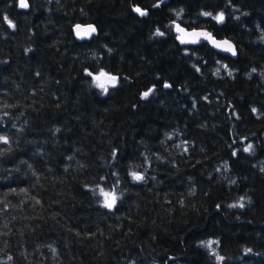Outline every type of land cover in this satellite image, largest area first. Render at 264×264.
<instances>
[{
    "label": "trees",
    "instance_id": "1",
    "mask_svg": "<svg viewBox=\"0 0 264 264\" xmlns=\"http://www.w3.org/2000/svg\"><path fill=\"white\" fill-rule=\"evenodd\" d=\"M28 3L0 0V264H217L207 240L220 264H264V0ZM181 6L178 23L236 58L180 44L166 25ZM221 10L220 25L200 15ZM77 23L97 32L77 41ZM218 60L233 77L213 76ZM85 69L119 84L101 96ZM96 185L123 191L113 209Z\"/></svg>",
    "mask_w": 264,
    "mask_h": 264
},
{
    "label": "snow or ice",
    "instance_id": "2",
    "mask_svg": "<svg viewBox=\"0 0 264 264\" xmlns=\"http://www.w3.org/2000/svg\"><path fill=\"white\" fill-rule=\"evenodd\" d=\"M162 3H164V2H162ZM159 6H160V4L157 5V7H159ZM18 7L20 9H28L29 8L28 0H18ZM133 11H135L139 16L147 15V12L145 11V9H143V8H141L139 6L135 7L133 9ZM202 15H207V14L204 13ZM245 15H247V14L245 13ZM215 18L218 21L222 22L224 20V15H223V13H220ZM237 19H239V17H237ZM5 21L8 22L9 28L15 29L16 25L12 24V19H9L8 15H4L3 16V22H5ZM169 27L173 28V29H175L177 31V33H178L177 38L180 39L181 44H193V43H196V42L201 41V40H208L209 42L214 43V46L217 45V44L231 45V42L228 39H225L224 41H216V38L211 33H208L206 30H203V29L199 30V32H202L204 34L203 35H197L195 41L181 39V34L187 32L188 30L186 28L182 27L181 23H178L177 21H172L171 25ZM86 28H90L92 31H95V27L92 26V25H87L86 27H82L81 25L78 24V25L75 26L76 32H78V30L86 29ZM90 34H91V32H89V35ZM156 34L157 35H163V33L159 32V29H157V33ZM228 50H229V48L222 49V51H228ZM25 51H29V49H25ZM231 51L234 54H236V49H235L234 46L231 47ZM196 70L198 72L200 71L199 68H196ZM217 71H219V68L217 69ZM253 72H255V69L253 70ZM101 74H103L105 76L110 75L109 73H105L103 69H101L98 74H93L92 72H88V75L91 76L94 81H96L97 78ZM250 75H251V73H249V76ZM97 86H99V85H97ZM164 87L165 88H170L171 85L169 83L165 82ZM154 90H155L154 86L150 87L147 91H145V92H143L141 94L142 98H147L150 94H152L154 92ZM105 91H108V88H105ZM195 103L196 102L193 101V107H195ZM252 112L253 113H257V109L256 108H252ZM260 115H264V113H260ZM167 135H168L169 138H171V134H167ZM0 142L8 143L9 142L8 137L4 136V135H0ZM178 147H180V145H178ZM187 150H188L187 147H184V151H187ZM254 150H255V146L252 143L246 144V147L243 148V151L247 152V153H252V152H254ZM112 155H113V158L116 157L117 153H116L115 150L113 151ZM235 155H237L236 151L233 152V156H235ZM223 168L225 170H227V168H225L224 164H223ZM145 171H147V169H145ZM217 171H219V169H217ZM130 176H131V178L134 181H137V182L145 180V176L142 173L138 172V171H131L130 172ZM229 183H235V181H229ZM99 192H100V196L101 197H107V195H108V193H106L104 188H102V187H100ZM114 192H115V188H113V193H112L113 202L111 204H109L107 202V200L105 199V202L102 204L103 207H105V208H107L109 210L113 209L114 206L117 204ZM244 201H245V197H240V199L235 204L229 205V207L230 208H234V207L243 208V207H245ZM200 245L202 247L207 248L209 250L210 254L215 256L217 264H220V262H222L224 260V257L220 256L219 253L216 250V247H214V245H216V246L219 245V241L218 240H215V241L214 240L201 241ZM8 259L11 260V257H9Z\"/></svg>",
    "mask_w": 264,
    "mask_h": 264
},
{
    "label": "clouds",
    "instance_id": "3",
    "mask_svg": "<svg viewBox=\"0 0 264 264\" xmlns=\"http://www.w3.org/2000/svg\"><path fill=\"white\" fill-rule=\"evenodd\" d=\"M162 2H165V0H156V3L155 4H153V7L155 8V7H157V5H159V4H161ZM137 6H139V5H133L132 6V10L135 8V7H137ZM140 7V6H139ZM145 11L147 12V10L145 9ZM169 11L175 16V20H172V21H177V20H180L182 17H183V14H184V12H185V8L184 7H179L178 9L177 8H172V9H169ZM133 12H135V11H133ZM136 13V12H135ZM204 13H206L207 15H202V14H204ZM220 13H223V15H224V20L222 21V22H220V21H218L215 17H217V15L218 14H220ZM148 14V13H147ZM200 15H202L203 17H210L212 20H214L218 25H220V24H223L224 23V21H225V18H226V16H225V12L223 11V10H221V11H218L217 13H215V14H213L211 11H201L200 12ZM146 16V15H145ZM141 17H144V16H141ZM10 19V18H9ZM172 21H170L167 25H166V27H169L170 25H171V22ZM5 23L8 25V22L7 21H5ZM12 24H15L14 23V21L12 20ZM89 25H91V24H89ZM92 26H94V25H92ZM8 27H9V25H8ZM95 27V26H94ZM257 27L259 28V25H257ZM157 29H159V32L160 33H163V35H157L156 33H157ZM207 31V30H206ZM89 32H91V34L89 35ZM97 32V29H96V27H95V31H92L90 28H86V29H81V30H78V32H75V35H76V37L78 38V39H81V38H90L93 34H95ZM174 32L176 33V36H175V38H176V40H178L179 42H180V39H178L177 38V35H178V33H177V31L174 29ZM208 33H211L212 34V32H210V31H207ZM204 33H202V32H199V30H197V29H192L191 31H187V32H185V33H182L181 34V39H185V40H193V41H195L196 40V36L197 35H203ZM213 35V34H212ZM214 36V35H213ZM152 37H166V33L164 32V31H161V29L159 28V27H157L155 30H154V32L152 33ZM151 38V37H150ZM260 39L262 40V41H264V32H262L261 33V36H260ZM225 40V39H224ZM224 40H218V39H216V41H224ZM212 47H214V48H216V49H219V50H222V49H224V48H229V50L228 51H225V52H227V53H230L233 57H235L236 56V54H234L232 51H231V47L232 46H234L232 43H231V45H227V44H217V45H215L214 46V43H212V42H209L208 40H206ZM201 41H198V42H196V43H193V44H199ZM181 43V42H180ZM183 45V44H182ZM185 51H187V50H185ZM108 52L109 53H111L112 52V49H108ZM193 55H196L195 53H193ZM96 56H97V53H95V52H93L92 53V57L93 58H96ZM217 64L218 65H220V67H217V68H215L214 70H213V76H216V77H219L220 76V74H221V68H224V70H225V72L227 73V75L229 76V77H233V73L235 72V71H237L236 69H231V68H228V66H227V64H225V63H223V62H221V61H217ZM192 67L193 68H196V65L195 64H192ZM219 68V71H217V69ZM255 68H252L251 69V72H253V70H254ZM101 70V69H100ZM100 70H99V72H100ZM257 71V69H255V72ZM85 72H86V74H88V70L87 69H85ZM98 72V73H99ZM104 72L105 73H109V72H107V71H105L104 70ZM110 74V73H109ZM246 75H249V74H247L246 73ZM261 79H264V72H262L261 73ZM118 84H119V80H118V77L116 76V75H114V74H110V75H107V76H105V75H103V74H101L98 78H97V80L96 81H94L93 79H91V82H90V86H92V87H95L96 89H98L99 90V92H100V95L101 96H104L105 94H107L108 93V91H109V86H111V87H116V86H118ZM97 85H99V86H97ZM105 88H108V91H105ZM246 147V146H245ZM247 153V152H246ZM224 166H225V168H227L228 169V167H229V165H228V163H227V161H225L224 162ZM261 171L262 172H264V168H261ZM144 175V174H143ZM145 176V175H144ZM132 179V178H131ZM133 180V179H132ZM134 181V180H133ZM134 182H136V181H134ZM99 185H96L95 187H96V191L99 193V195H100V192H99V189H100V187L101 186H99ZM102 188H104V187H102ZM104 190H105V192L106 193H108V195H107V197H103V199L101 200V201H99V203H101V204H103L104 202H105V199L107 200V202L109 203V204H111L112 202H113V195H112V193H113V189H111V190H106L105 188H104ZM114 195H115V198H116V203H117V201L122 197V195H123V191L122 190H119V186L117 185L116 187H115V192H114Z\"/></svg>",
    "mask_w": 264,
    "mask_h": 264
},
{
    "label": "water",
    "instance_id": "4",
    "mask_svg": "<svg viewBox=\"0 0 264 264\" xmlns=\"http://www.w3.org/2000/svg\"><path fill=\"white\" fill-rule=\"evenodd\" d=\"M81 25L82 27H86L87 25H89V23H87V24H82V23H77V24H75L74 26H73V28H72V31H73V34H74V38L77 40V41H81V40H83V39H87V38H81V39H78L77 37H76V35H75V32H76V29H75V26L76 25ZM91 25H93V24H91ZM182 27H184V26H182ZM184 28H186V27H184ZM187 30H189V31H191L192 29H194V28H191V29H188V28H186ZM195 29H197V30H201V29H203V30H207V29H205V28H195ZM208 31V30H207ZM176 34V33H175ZM215 37V36H214ZM216 39H218V40H224V39H227V38H218V37H215ZM228 40H230V39H228ZM201 41H205L209 46H210V48H212L214 51H216V52H218V53H222V54H224V55H227L228 57H230V58H236V56H237V50H236V56L235 57H233L230 53H227V52H225V51H222V50H219V49H216V48H214V47H212L206 40H201ZM230 42L234 45V47H235V49H236V46H235V44L230 40ZM180 43V42H179ZM181 44V43H180ZM183 45H186V46H192V45H195V44H183Z\"/></svg>",
    "mask_w": 264,
    "mask_h": 264
},
{
    "label": "rangeland",
    "instance_id": "5",
    "mask_svg": "<svg viewBox=\"0 0 264 264\" xmlns=\"http://www.w3.org/2000/svg\"><path fill=\"white\" fill-rule=\"evenodd\" d=\"M110 87V86H109ZM102 199H103V197H102ZM214 247H216V245H214Z\"/></svg>",
    "mask_w": 264,
    "mask_h": 264
}]
</instances>
